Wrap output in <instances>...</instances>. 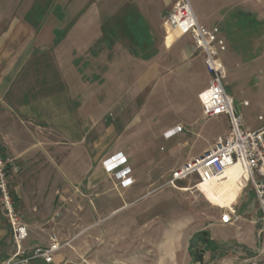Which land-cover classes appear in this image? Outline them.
I'll return each mask as SVG.
<instances>
[{"label":"crops","instance_id":"0c3cea01","mask_svg":"<svg viewBox=\"0 0 264 264\" xmlns=\"http://www.w3.org/2000/svg\"><path fill=\"white\" fill-rule=\"evenodd\" d=\"M188 1L201 26L218 30L224 41L220 60L227 72L223 54L230 29L257 36L264 22L252 13L229 12L223 0ZM95 2L88 7L86 0H0V134L7 141L3 156L12 161L8 177L14 208L27 227L22 246H46L51 236L60 243L69 241L50 262L37 259L33 264H102L99 248L97 255L84 253L88 234L75 239L78 230H98L104 216L133 213L164 189L180 191L166 184L179 163L157 173L154 182L163 184L151 191L152 178L136 175L137 167L148 165L134 157L136 146L121 143L131 135L124 120L136 116L133 108L141 97L144 107H152L159 92L167 96L162 109L189 120L190 132L204 119L198 96L211 79L204 54L188 34L169 33L165 39L162 23L174 0ZM57 23L66 29L59 49L47 42L57 32ZM90 92L96 113L82 106L74 111L72 98L88 102ZM212 119L227 121L224 116ZM179 125H167L164 135ZM111 156L125 158L120 169L129 168L128 180L104 167ZM234 206L240 220L220 224L219 211L191 235L201 232L203 243L194 245L204 250L202 263L194 260L190 248L183 264L264 262V233L253 191H240ZM88 216L97 217L90 227ZM216 229H224L225 235ZM168 245L167 236H161L154 250L158 261H172ZM13 252L10 226L0 215V264ZM137 253L129 250L128 261L136 262Z\"/></svg>","mask_w":264,"mask_h":264},{"label":"rangeland","instance_id":"374dc122","mask_svg":"<svg viewBox=\"0 0 264 264\" xmlns=\"http://www.w3.org/2000/svg\"><path fill=\"white\" fill-rule=\"evenodd\" d=\"M86 1L88 7L96 4V0ZM223 1L228 6L229 12L252 13L264 22V0ZM57 27V32L53 31L52 38L47 41L50 48L59 49L64 45L66 29L64 24L60 23H57ZM228 41V49L223 54L229 63V67L226 66L227 75L223 81L225 89L233 98L234 108L241 119L243 129L254 131L264 125V28L257 36L253 33H243L237 28L230 29ZM88 84L93 85L95 82H88ZM72 89L76 90L74 87ZM92 94L90 92L88 102H80L81 100L77 101L76 98H72L73 110L77 111L78 107L82 106L90 114L96 113V103ZM166 97L159 92L152 107H144L142 101L144 97H141L133 108L137 111L136 116L124 120L128 126L126 129L130 130L131 135H126L121 143L125 145L127 142L128 146H136L133 149L134 157L141 164L148 165L137 167L136 175L142 178H152L153 182L157 178V173L167 170V167L170 169L175 162L181 166L190 157L200 156L214 142L217 135H224L229 131L227 121L212 118L197 120L191 132L188 131L186 123L189 120L162 109ZM180 123L182 126H179L182 130L184 129L182 132H177L170 137L164 135L163 128L167 125L173 126ZM36 127L40 126L36 125ZM0 138L4 151L7 141L2 134H0ZM10 164H12L11 160L6 168V178L14 206L8 177ZM197 182L195 177L184 180L181 185L176 184L180 191L164 189L162 193L159 192L146 198L141 205H138L135 212L106 215L104 220L99 223L98 230L83 228L78 230L74 237L76 239L81 235L88 234L85 237L83 251L86 255H97V248H99L105 258L102 264H183L182 260L189 257L188 250L192 248V244L201 245L203 243L200 238L201 232L191 237L192 233L202 230L210 218L225 209L212 204L198 192L193 187ZM162 184L161 181L154 182L151 191L156 190L158 186V189H161ZM183 189L188 190L183 191ZM96 218V216H88L87 225L90 227L91 222ZM215 233L221 236L225 235L224 229H216ZM164 235L169 239L166 249L169 254L173 255L171 262L158 261L159 258L155 255L154 250L160 242V237ZM63 242L69 245L68 240ZM151 247H153L152 256ZM134 249L138 252L135 254L136 262H129L126 255L129 250ZM118 254L121 257L113 259V256ZM255 263L264 264L263 261L255 260L243 264Z\"/></svg>","mask_w":264,"mask_h":264},{"label":"built area","instance_id":"2783aa9c","mask_svg":"<svg viewBox=\"0 0 264 264\" xmlns=\"http://www.w3.org/2000/svg\"><path fill=\"white\" fill-rule=\"evenodd\" d=\"M162 26L166 36L169 33L188 34L194 47L204 54V65L210 73L211 79L207 88L199 94V102L204 118L224 116L229 124V131L217 136L211 145L200 156L190 158L181 166L173 169L166 182L176 188L178 182L197 178L194 188L201 182L218 181L226 170L232 166L240 169L239 184L241 191L250 188L255 196L259 212L258 223L260 233H264V125L257 130L249 131L242 127L241 119L236 114L233 98L226 92L224 79L226 69L220 60V53L224 50V41L218 37V30H209L201 26L192 11L188 0H174L169 14L164 18ZM176 126L166 133L167 137L181 132ZM0 138V215L7 221L11 230L14 252L4 264H33L41 259L50 262L54 253L68 243H60L55 236L49 238L46 246H35L25 250L22 242L27 238V227L22 217L13 206L8 189L6 168L9 160L4 158ZM126 160L124 157L111 156L104 167L122 181L128 180V167L120 169ZM240 220L234 204L225 208L219 223L223 225L235 224Z\"/></svg>","mask_w":264,"mask_h":264},{"label":"bare ground","instance_id":"6f19581e","mask_svg":"<svg viewBox=\"0 0 264 264\" xmlns=\"http://www.w3.org/2000/svg\"><path fill=\"white\" fill-rule=\"evenodd\" d=\"M239 176L240 169L235 165L228 168L218 181L201 182L195 189L212 204L218 207L228 208L234 204L240 194ZM187 190L183 189V191Z\"/></svg>","mask_w":264,"mask_h":264},{"label":"water","instance_id":"95a60500","mask_svg":"<svg viewBox=\"0 0 264 264\" xmlns=\"http://www.w3.org/2000/svg\"><path fill=\"white\" fill-rule=\"evenodd\" d=\"M203 236H205L206 234L203 233ZM191 253L194 257V260L198 263H202V256L204 253V250H200L197 248V246L194 245V243L192 244V248H191Z\"/></svg>","mask_w":264,"mask_h":264}]
</instances>
